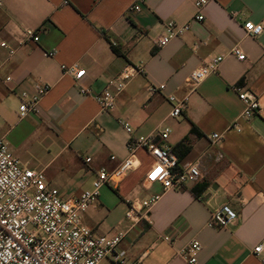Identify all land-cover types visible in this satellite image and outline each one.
<instances>
[{"label": "crops", "instance_id": "1", "mask_svg": "<svg viewBox=\"0 0 264 264\" xmlns=\"http://www.w3.org/2000/svg\"><path fill=\"white\" fill-rule=\"evenodd\" d=\"M196 1L4 0L0 44L14 54L0 46V140L24 167L42 171L63 199H74L91 188L98 170H112L127 157L129 137L119 121L136 135L168 127L178 166L199 162L200 179L163 192L160 184L145 182L150 160L141 152L142 166L117 186L105 185L84 224L108 237L124 232L121 248L132 262L188 264L180 251L196 239L202 245L198 264H262L252 250L264 238V31L250 36L244 23L264 22V0H211L201 23L193 21ZM134 4L140 10L130 13ZM168 21L190 23V29L159 49L155 41ZM25 28L40 33L39 43L24 41ZM234 47L246 60L230 54ZM218 56L223 61L216 72L188 83ZM74 64L86 71L78 82L62 69ZM128 65H141L145 73L127 83L113 112L80 93V87L101 92ZM37 84L50 87L40 114L21 118L20 94L33 95ZM161 84L163 92H150ZM236 85L259 97L258 115L241 118ZM170 95L186 101L175 118ZM154 196L147 218H126L132 203L140 208ZM225 204L238 214L236 222L207 228L211 213ZM166 234L172 243L160 240Z\"/></svg>", "mask_w": 264, "mask_h": 264}, {"label": "built area", "instance_id": "2", "mask_svg": "<svg viewBox=\"0 0 264 264\" xmlns=\"http://www.w3.org/2000/svg\"><path fill=\"white\" fill-rule=\"evenodd\" d=\"M210 1L195 2L197 13L193 21L199 23L203 21L202 9ZM3 3L4 0H0V7ZM139 10V5L134 4L129 12ZM249 24L252 25L251 28L248 27ZM189 29L190 23L179 24L168 21L164 24L163 33L156 39L155 46L160 49ZM244 29L248 35L257 37L264 31V22L254 24L247 21L244 23ZM21 33L24 41L35 44L40 41V33L33 29L25 28ZM0 46L7 49L10 56L14 54V50L5 43H1ZM230 54L240 61L246 60L245 54L239 47L232 48ZM53 55L54 52L48 54V56ZM222 61L223 57L218 56L204 62L191 74L188 83L192 86L198 84L216 72ZM62 69L76 82L86 74V71L76 64L62 66ZM81 72L84 73L83 76L80 75ZM144 73L143 66L128 65L117 78L110 80L101 92L94 93L81 87L79 91L82 95L92 96L103 111L113 112L116 108L117 96L123 92L127 83ZM10 80L5 78L4 81ZM49 89L46 84H37L33 95L27 92L21 93L19 116L23 118L28 115H39L40 100ZM233 89L244 104L241 118L250 119L261 112L262 106L257 95L238 85ZM149 90L151 93L163 92L165 85L151 86ZM168 101L173 105L170 117L180 116L186 107V101H180L173 95L168 96ZM119 123L129 137L126 145L127 157L112 170H98L91 188L74 199H63L58 189L47 184L42 171L24 167L12 154L8 145L0 140V264H102L105 261L108 264H142L140 260L130 261L121 248L124 232H118L113 237L100 235L84 224V215L97 204L101 189L105 185L117 186L127 175L142 166L141 152L150 160L145 182L160 184L163 192L180 189L188 182L198 181L201 177V165L195 162L188 166H178V159L167 144L171 133L168 127L154 134L136 135L127 122L121 120ZM232 127L241 131L237 124ZM212 138L218 139L219 136L213 134ZM85 162L91 163V158L87 157ZM157 168L161 169V172L156 179H152L151 174ZM158 198L159 196H154L141 201L140 208L132 203L126 218L132 221L147 218L148 210ZM237 219L236 211L225 204L211 213L206 227L226 228ZM160 240L167 243L174 241L170 234L160 236ZM201 250V243L193 239L180 251V256L188 264H198ZM252 253L264 264V238L254 246Z\"/></svg>", "mask_w": 264, "mask_h": 264}, {"label": "snow or ice", "instance_id": "3", "mask_svg": "<svg viewBox=\"0 0 264 264\" xmlns=\"http://www.w3.org/2000/svg\"><path fill=\"white\" fill-rule=\"evenodd\" d=\"M248 27L251 28L252 25H248ZM80 75L83 76L84 73L81 72ZM160 172H161V169L157 168V169L151 174V178H152V179H156L157 176L160 174Z\"/></svg>", "mask_w": 264, "mask_h": 264}, {"label": "trees", "instance_id": "4", "mask_svg": "<svg viewBox=\"0 0 264 264\" xmlns=\"http://www.w3.org/2000/svg\"><path fill=\"white\" fill-rule=\"evenodd\" d=\"M114 50H116V49L114 48ZM195 130H196L195 127L192 125V127H191V131H192V132H195Z\"/></svg>", "mask_w": 264, "mask_h": 264}, {"label": "rangeland", "instance_id": "5", "mask_svg": "<svg viewBox=\"0 0 264 264\" xmlns=\"http://www.w3.org/2000/svg\"><path fill=\"white\" fill-rule=\"evenodd\" d=\"M103 264H108V263H103Z\"/></svg>", "mask_w": 264, "mask_h": 264}, {"label": "clouds", "instance_id": "6", "mask_svg": "<svg viewBox=\"0 0 264 264\" xmlns=\"http://www.w3.org/2000/svg\"><path fill=\"white\" fill-rule=\"evenodd\" d=\"M249 25H251V24H249Z\"/></svg>", "mask_w": 264, "mask_h": 264}]
</instances>
